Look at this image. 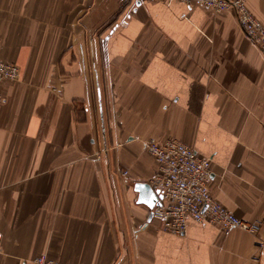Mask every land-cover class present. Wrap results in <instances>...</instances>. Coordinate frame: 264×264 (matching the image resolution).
<instances>
[{
    "label": "crops",
    "instance_id": "1",
    "mask_svg": "<svg viewBox=\"0 0 264 264\" xmlns=\"http://www.w3.org/2000/svg\"><path fill=\"white\" fill-rule=\"evenodd\" d=\"M0 57L21 71L1 87L0 264H264V56L232 12L0 0ZM152 139L210 158L212 196L258 233L163 231L135 191Z\"/></svg>",
    "mask_w": 264,
    "mask_h": 264
},
{
    "label": "built area",
    "instance_id": "2",
    "mask_svg": "<svg viewBox=\"0 0 264 264\" xmlns=\"http://www.w3.org/2000/svg\"><path fill=\"white\" fill-rule=\"evenodd\" d=\"M139 2L177 1L189 8H205L219 14L232 12L247 41L257 46L264 56V24L247 6V0H138ZM20 68L0 57V102L1 87L6 82L20 78ZM138 139L137 137H134ZM145 150L157 164L151 185L162 197V204L152 210L162 223L163 231L183 235L190 220L211 224L224 233L239 229L257 234L259 224L240 219L234 212L218 202L211 193L212 160L199 155L183 142L170 139L164 142H143ZM127 175V172L124 173ZM2 235L0 234V247ZM19 264H65L41 255Z\"/></svg>",
    "mask_w": 264,
    "mask_h": 264
},
{
    "label": "water",
    "instance_id": "3",
    "mask_svg": "<svg viewBox=\"0 0 264 264\" xmlns=\"http://www.w3.org/2000/svg\"><path fill=\"white\" fill-rule=\"evenodd\" d=\"M135 191L139 194L138 203L147 206L150 210L162 204V197L149 183H136ZM151 217H153L152 213Z\"/></svg>",
    "mask_w": 264,
    "mask_h": 264
},
{
    "label": "rangeland",
    "instance_id": "4",
    "mask_svg": "<svg viewBox=\"0 0 264 264\" xmlns=\"http://www.w3.org/2000/svg\"><path fill=\"white\" fill-rule=\"evenodd\" d=\"M109 24H111V23H109Z\"/></svg>",
    "mask_w": 264,
    "mask_h": 264
}]
</instances>
